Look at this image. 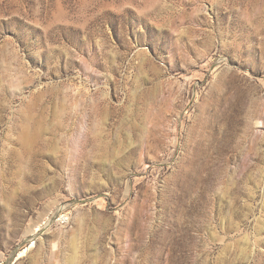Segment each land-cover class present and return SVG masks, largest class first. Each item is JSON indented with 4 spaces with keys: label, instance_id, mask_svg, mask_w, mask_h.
Masks as SVG:
<instances>
[{
    "label": "rangeland",
    "instance_id": "obj_1",
    "mask_svg": "<svg viewBox=\"0 0 264 264\" xmlns=\"http://www.w3.org/2000/svg\"><path fill=\"white\" fill-rule=\"evenodd\" d=\"M0 264H264V0H0Z\"/></svg>",
    "mask_w": 264,
    "mask_h": 264
}]
</instances>
